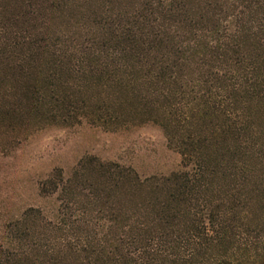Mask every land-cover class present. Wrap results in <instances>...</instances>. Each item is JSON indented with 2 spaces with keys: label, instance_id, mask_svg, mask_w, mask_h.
Instances as JSON below:
<instances>
[{
  "label": "trees",
  "instance_id": "16d2710c",
  "mask_svg": "<svg viewBox=\"0 0 264 264\" xmlns=\"http://www.w3.org/2000/svg\"><path fill=\"white\" fill-rule=\"evenodd\" d=\"M2 1L0 54L48 52L54 77L69 68L129 79L162 100L166 128L211 115L236 144L224 172L209 163L207 138L193 134L168 135L184 166L168 175L142 178L117 161L82 159L68 178L42 183V192H59L55 219L29 208L0 228V264H264L263 231L240 224L234 211L242 154L264 156L248 112L264 99V0H27L14 11ZM57 11L75 18L70 34L39 37ZM33 92L64 120L86 106ZM128 188L141 191L132 203Z\"/></svg>",
  "mask_w": 264,
  "mask_h": 264
},
{
  "label": "rangeland",
  "instance_id": "374dc122",
  "mask_svg": "<svg viewBox=\"0 0 264 264\" xmlns=\"http://www.w3.org/2000/svg\"><path fill=\"white\" fill-rule=\"evenodd\" d=\"M25 1L2 3L8 11H14L21 9ZM49 17L39 28V37L64 40L75 18L61 11ZM50 60L48 52L37 50L32 53L16 49L0 54L1 229L29 208H38L46 218L55 219L59 192H42V183L56 174L68 178L86 157L132 166L142 178L168 175L184 169L182 155L169 143L168 135L193 134L207 138L205 153L212 166L218 165L224 172L231 162V148L236 143L222 135L217 117L198 113L188 125L174 122L166 128L162 100L150 96L145 86L129 83V79L118 84L96 80L69 68L54 77ZM36 88L48 96L57 92L84 101L86 106L78 118L64 120L54 113L49 98L36 104ZM248 112L259 141L264 142V99L252 101ZM242 156L245 170L235 183L240 202L235 215L240 224L264 233V156L255 152ZM218 177L221 179L223 173ZM140 193L139 189H125V194L130 195L126 200L132 203ZM263 249L264 244L260 251Z\"/></svg>",
  "mask_w": 264,
  "mask_h": 264
}]
</instances>
